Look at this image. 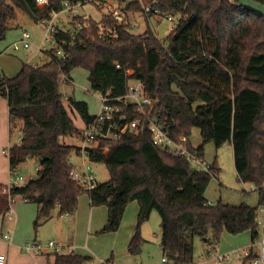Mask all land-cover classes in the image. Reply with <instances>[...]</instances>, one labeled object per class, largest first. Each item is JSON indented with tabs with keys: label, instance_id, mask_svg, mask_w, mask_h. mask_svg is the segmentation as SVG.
<instances>
[{
	"label": "trees",
	"instance_id": "16d2710c",
	"mask_svg": "<svg viewBox=\"0 0 264 264\" xmlns=\"http://www.w3.org/2000/svg\"><path fill=\"white\" fill-rule=\"evenodd\" d=\"M66 1L76 2L50 0L42 6L35 0H0V40L19 10L39 20L50 17L53 10L61 11ZM115 1L125 6L126 22L113 20L111 10L99 22L77 15L72 24L79 21L83 28L75 39L69 29L59 28L56 33L65 56L51 50V60L45 64H24L15 76L0 74V96L8 99L11 128L19 126L22 133L21 141L10 147L9 166L30 159L38 162L36 177L12 187L11 195L38 204L39 225L57 208L75 214L80 196L88 194L92 206L108 208L107 222L99 234L119 230L127 206L137 201L140 211L129 252L141 253L142 225L158 212L160 245L172 264L194 262L196 236L212 250L224 232L251 231L254 241L258 236L256 211L264 204V16L245 9L237 0H159L152 7L162 17L178 18L174 30L160 39L150 27L142 33L132 31L130 13H143L146 20L154 16L153 11L144 12L140 0ZM255 1L264 4V0ZM78 67L89 71L93 91L109 93L114 99L125 95L130 79L140 80L156 102L153 116L175 141L187 136L191 153L204 158L207 142L217 147L231 142L238 179L258 186V205L209 202L206 190L219 173L217 163H210L209 171L196 170L189 158L155 145L149 129L126 133L114 141L102 140L99 147L62 143L61 138L75 136L79 129L64 103L59 82L61 76L72 81L71 72ZM69 105L85 125L96 117L85 101L71 97ZM127 114L143 118L129 107ZM194 127L203 138L199 147L189 138ZM73 153L105 164L110 179L91 190L71 179L70 171L76 168ZM4 187L0 183V217L10 210ZM52 256L48 255V264L90 261L75 252Z\"/></svg>",
	"mask_w": 264,
	"mask_h": 264
},
{
	"label": "crops",
	"instance_id": "0c3cea01",
	"mask_svg": "<svg viewBox=\"0 0 264 264\" xmlns=\"http://www.w3.org/2000/svg\"><path fill=\"white\" fill-rule=\"evenodd\" d=\"M24 14L29 15L26 12H24ZM68 20V18L60 16L57 23L63 28H70L71 26L68 24ZM35 21L38 22V20ZM42 29L44 34L43 26ZM21 40L22 34L16 41L20 42ZM15 44L16 43L13 42L6 47L0 44V70L8 76H15L20 72L24 64H30L24 62V54L19 56L7 52L8 50H13V52L18 51ZM71 97L74 98L73 96H67V98L64 99V103L65 101L69 102V98ZM74 99L78 100L77 98ZM72 112H74V115L77 113L76 111ZM16 129L19 130L20 127L16 126ZM10 132L11 125L8 99L0 96V154L3 153L4 149L10 148L16 144L11 141ZM18 133V142H20L22 133L21 131ZM80 157L83 158L86 156L83 155V153H76L74 158L76 160L78 158L80 159ZM74 158L72 160L76 165ZM83 163H87V160L83 159L78 165L81 166ZM8 166L5 164V161L0 160V183L3 185H7L10 181V166ZM16 197L17 199H23L20 195H17ZM10 207L12 211V219L9 218L7 212L4 216H1L2 220H0V234L9 233L11 236L10 240L0 238V253H5L7 255V264H48V255L50 253L34 254L29 253L24 249V246L28 241L27 239L30 237H33V239H35L34 241H38L37 236L39 231L35 230L38 226L36 225L39 211L38 204L24 200L23 203L12 204ZM139 211L140 207L137 201L129 203L125 210L119 230L95 236L94 233L100 231L107 222L108 208L105 205L92 206L89 195L85 194L80 196L79 206L75 214L66 215L65 213H61L60 209L57 208L54 210L51 218L44 221L43 225L46 226V230L51 233L50 241H55L62 246L63 253L75 252L77 254L88 256L90 257V261H88L87 264H101L100 261L103 260L107 262L111 261L110 264H162L161 259L163 251L160 245L161 235L160 238H158L159 236L157 235L156 240L150 241V233L144 230L143 225L141 232L145 242L142 246L141 253L138 256H135L128 250V245L136 231ZM253 243L254 241L251 231H245L237 235H231L228 232H224L215 249L216 251L212 250V247L209 246L208 251L210 252L208 255H198L195 257L192 264H217L216 255L218 253L231 254L236 250L245 248H251L252 251L256 253L259 248L254 249L256 246H254ZM50 258L53 259V256ZM228 264L238 263L234 260ZM242 264H245V261H242Z\"/></svg>",
	"mask_w": 264,
	"mask_h": 264
},
{
	"label": "rangeland",
	"instance_id": "374dc122",
	"mask_svg": "<svg viewBox=\"0 0 264 264\" xmlns=\"http://www.w3.org/2000/svg\"><path fill=\"white\" fill-rule=\"evenodd\" d=\"M115 1V0H113ZM99 8L97 4H85L80 7H75L72 11V14L81 15L85 18H92L95 21H101L104 15L108 14L111 10L112 5L109 3L104 4V6H100ZM68 13H62L61 17L67 18ZM145 15L143 13H130L128 20L130 23L137 22L138 25L133 28L134 33H142L148 27H150L156 35L160 39H165L170 34V29L174 26V21L169 20L168 18L162 17L157 18L155 16H151L148 20L145 19ZM69 21V25L72 27L74 24ZM67 24V25H68ZM68 25V27H69ZM30 31L32 34V42L33 47L29 50L25 49L23 44L16 40L20 38V35L24 30ZM43 35L42 25H40L34 18L31 16L24 14V11L19 10L17 14V18L15 20H11L9 22V30L7 31L6 37L3 40H0V44L9 46L13 42L16 43L15 47L18 51H10L7 52L13 55L22 56L25 55L24 62L30 63L33 65L36 64H45L51 60V55L49 52L46 51H37L39 44L41 43ZM4 73L0 70V74ZM71 76L73 78L72 81L67 82L65 81L64 76H61L59 82V89L60 92L63 94L64 99L67 96H73L78 100L81 99L82 101H86L89 106V111L92 114H97L100 110L101 106V98L97 92L93 91L90 87V82L88 79L89 71L85 68H75L73 69ZM66 107L69 111L70 116L74 120L75 125L79 129V133L84 128V121L80 117L79 114L72 112V109L69 105V102H66ZM18 132L20 129H16V126L11 128V141L13 143L18 142ZM77 133L75 136H66L61 138V142L70 145H76L83 147L84 141L81 134ZM190 141L193 146L199 147L203 144V138L201 136V131L198 127L192 128L191 134L189 136ZM76 156V153H73L72 159ZM83 159L87 160V163L90 165L91 170L95 173L97 181L105 182L110 179V173L105 164L100 162H91L87 157H80V159H76V167L81 169L83 165H78ZM0 160L5 161V164H9V157L8 154L2 153L0 154ZM74 162V161H73ZM204 162L206 164H210L216 162L219 167V173L216 177H212L210 184L206 190V197L208 198L209 202L217 204L218 202L229 203V204H241L247 203L251 206H257L259 203V191L258 186L252 182H242L238 179L235 163H234V151L233 145L231 142H226L222 146L217 147L213 141L207 142L204 148ZM9 167V166H8ZM20 170L22 175L25 177V181H19V183H24L29 179L36 177L38 172V162L35 159H30L25 163L20 165ZM11 179H14L11 177ZM264 186V184H263ZM85 195V194H83ZM88 195V194H87ZM17 196V195H16ZM15 196L14 201L12 202L13 205L17 203H23L24 199H17ZM66 214V213H65ZM67 215V214H66ZM2 220V217H0ZM160 215L158 212H153L150 219L147 220L143 224V228L146 232L150 233V241L156 240L157 235L160 238L161 235V226H160ZM44 221H41L40 224L35 228V230L39 231L36 242L40 243L42 246H47L51 237L50 231L46 230V226L43 225ZM45 229V230H43ZM107 234V233H105ZM94 235H102L94 233ZM232 235V234H231ZM28 242H34L35 239L30 237L27 239ZM26 243V244H27ZM254 244V243H253ZM256 246L254 249H258L259 245L254 244ZM208 248L209 244H207L202 238L196 236L194 239V255L197 257L198 255L206 256L208 255ZM242 250V249H240ZM237 251L230 254V262L236 261L238 264H242V260L238 259ZM49 255H53L54 250L49 249ZM105 260L100 261L102 264Z\"/></svg>",
	"mask_w": 264,
	"mask_h": 264
},
{
	"label": "built area",
	"instance_id": "2783aa9c",
	"mask_svg": "<svg viewBox=\"0 0 264 264\" xmlns=\"http://www.w3.org/2000/svg\"><path fill=\"white\" fill-rule=\"evenodd\" d=\"M38 5H49L50 0H35ZM143 3L145 13L151 11L154 12V16L162 18L161 11L158 8L152 6L159 2V0H152L146 2L140 0ZM109 3L112 5V18L116 22H126L127 16L125 12V6L117 3L113 0H76L75 3L66 1L61 11H52L50 17L40 18L39 24L44 27V34L42 36L41 43L39 44L37 51L49 52L54 50L58 56H65L64 48L62 44L57 40L56 33L59 28L69 29V36L75 39L77 32L83 28V24L79 21L75 23V26L70 28H63L57 23L62 13H68L67 18L71 19L72 23L74 17L77 16L72 14L75 7H80L85 4H99L104 5ZM171 21H174V26L171 27L170 33L174 30L178 18L167 15L164 16ZM137 22H132L131 27H136ZM31 33L28 30L22 32V44L25 49L29 50L33 47L31 41ZM65 42V41H64ZM68 44H72V41H66ZM133 71L129 70L131 74ZM98 95L101 98V106L99 112L96 114L95 119L85 125L79 134H81L84 146L83 147H99V143L104 141H114L120 139L124 134L129 132H137L144 129H149L152 132L153 142L163 148H170L173 154L185 156L190 159L194 168L199 171H209V164L204 162V158L191 153L187 147L188 137L182 136L181 142H177L169 136L168 131L164 126L153 116V110L155 107V100L145 91V87L140 80L130 79L127 84L126 93L120 98H112L109 93ZM132 108L135 112L140 113L143 118H131L127 114V108ZM107 149H109L107 147ZM3 153L9 154L10 148L4 149ZM83 168H74L70 171L71 179L78 181L85 185L89 190L94 189L98 185L95 173L91 170L88 163H83ZM10 181L3 188V193L9 196L10 205L15 199V196L11 195V188L14 186L21 185L19 181H25V177L22 175L19 166L11 167L9 169ZM14 178V179H11ZM28 181V180H27ZM26 181V182H27ZM24 182V183H26ZM11 208V207H10ZM9 218L12 219L11 209L8 211ZM69 215V213H66ZM255 220L257 223L258 236L254 240V244L259 245V249L256 253L252 249H242L237 251L238 259L245 261V264H264V204L260 205L256 211ZM0 238L10 240L11 236L9 233L0 234ZM24 249L29 253L34 254H47L49 249L54 250V253H63L62 246L57 244L55 241H50L47 246H42L40 243L28 242L25 244ZM162 249V248H161ZM216 249V248H215ZM214 249V251H216ZM250 256H254L251 260L246 261ZM8 257L5 253H0V264H7ZM162 264H172L168 257L163 254L161 259ZM230 262V254L218 253L216 255L217 264H228ZM103 264H110L105 261Z\"/></svg>",
	"mask_w": 264,
	"mask_h": 264
},
{
	"label": "water",
	"instance_id": "95a60500",
	"mask_svg": "<svg viewBox=\"0 0 264 264\" xmlns=\"http://www.w3.org/2000/svg\"><path fill=\"white\" fill-rule=\"evenodd\" d=\"M238 3L249 11H253L264 16V4L255 0H237Z\"/></svg>",
	"mask_w": 264,
	"mask_h": 264
}]
</instances>
